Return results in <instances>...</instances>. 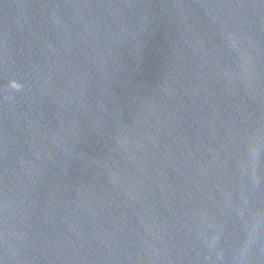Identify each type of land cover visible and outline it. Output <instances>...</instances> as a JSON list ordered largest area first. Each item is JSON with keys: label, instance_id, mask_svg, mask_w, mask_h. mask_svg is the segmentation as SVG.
<instances>
[{"label": "water", "instance_id": "95a60500", "mask_svg": "<svg viewBox=\"0 0 264 264\" xmlns=\"http://www.w3.org/2000/svg\"><path fill=\"white\" fill-rule=\"evenodd\" d=\"M0 264H264V0H0Z\"/></svg>", "mask_w": 264, "mask_h": 264}]
</instances>
